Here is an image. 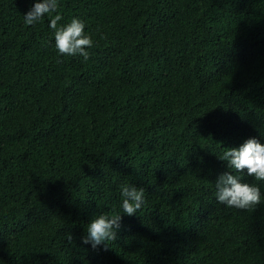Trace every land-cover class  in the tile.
<instances>
[{
    "label": "trees",
    "instance_id": "trees-1",
    "mask_svg": "<svg viewBox=\"0 0 264 264\" xmlns=\"http://www.w3.org/2000/svg\"><path fill=\"white\" fill-rule=\"evenodd\" d=\"M35 2L0 0V264H264V182L240 173L250 210L215 197L224 149L264 144V0H58L28 26ZM57 14L87 61L58 53ZM111 212L117 238L84 244Z\"/></svg>",
    "mask_w": 264,
    "mask_h": 264
},
{
    "label": "clouds",
    "instance_id": "clouds-1",
    "mask_svg": "<svg viewBox=\"0 0 264 264\" xmlns=\"http://www.w3.org/2000/svg\"><path fill=\"white\" fill-rule=\"evenodd\" d=\"M58 0H37L23 16L24 23L32 26L41 21L45 15L57 12ZM61 15L50 19V28L54 32L55 47L60 55L90 58L87 49L94 46L93 36L85 32L86 24L79 18H72L69 23L58 26ZM219 160L226 162L230 171L224 172L215 182V197L218 203L227 207L250 210L262 202L260 188L254 184L242 182L240 173L264 182V144L255 138L246 140L238 148H226ZM121 208L125 215L133 216L145 204V190L130 184L120 187ZM122 215L117 212L103 213L93 219L87 226L84 244L93 249L102 243L114 241L121 228ZM71 240V236L68 237Z\"/></svg>",
    "mask_w": 264,
    "mask_h": 264
}]
</instances>
